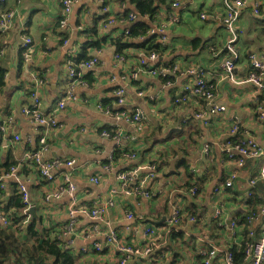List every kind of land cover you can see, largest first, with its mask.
Returning a JSON list of instances; mask_svg holds the SVG:
<instances>
[{
  "label": "crops",
  "instance_id": "0c3cea01",
  "mask_svg": "<svg viewBox=\"0 0 264 264\" xmlns=\"http://www.w3.org/2000/svg\"><path fill=\"white\" fill-rule=\"evenodd\" d=\"M258 2V15L248 5L235 23L239 37L234 82L222 78L221 64L229 37L222 22L225 0H166L154 21L138 16L126 0H78L63 29L58 27L61 0L0 3V17L13 12L10 23L0 32V67L5 70V86L0 93V123L4 127L0 133V164L14 162L16 167L15 173L8 172L2 178L6 194L1 201L7 202L14 185L24 184L28 207H34L36 219L41 218L40 228H50L55 233L68 220L70 198L63 195L51 203H45L43 198L62 183V173L71 172L76 188L74 209L90 207L93 201L103 204L108 198L112 200V206L99 222L82 215L76 217L69 238L74 254L85 253L81 250L99 242L111 252L110 262L116 261L117 253L106 245L109 233L124 242L143 246L147 241L143 231L147 227L153 226L163 237L172 230L181 232L182 242L156 249L157 264H170L173 253L177 254L175 264H202L199 252L206 247L201 242L202 236L210 238L221 251L241 243L245 230L249 237H258L264 220V181L258 175L262 157L246 160L238 167L223 150L228 144L254 140L264 151V115L261 118L257 110L261 106L264 114V99L247 82L250 55L264 61V0ZM124 9L133 12L135 18L120 23L117 16ZM170 15H175L179 22L168 23ZM201 15L205 18L201 19ZM110 18L115 20L112 25L107 24ZM132 23H141L149 31L161 23L167 26L166 41L155 39L161 49L154 62L140 65L144 57L147 59L149 46H129L117 57L114 41H124L125 28ZM24 37L32 41L27 59L20 48ZM81 53L95 59L96 64L76 82L74 94L78 99L65 102L57 116L59 128L47 138L48 150L44 155L46 160L73 159L75 165L63 166L54 182L48 183L26 159L36 148L38 135L22 110L31 106L30 93L37 85H40L37 87L40 110L44 113L53 110L69 82L68 62ZM169 68L174 72L166 79L156 74ZM188 70H200L212 85L214 102L226 107L224 114L210 118L206 125L193 117L205 104L194 98L175 102L186 95L185 88L195 80ZM132 72H137L136 80L121 79ZM118 89L124 91L121 105L114 96ZM135 110L142 115L138 123L106 115ZM232 116L239 120L234 134H231L235 125ZM101 131L113 134V138L102 137ZM116 149L134 152V158L112 162L109 158ZM152 163L158 166L150 175L148 167ZM124 171H131L133 186L150 196L112 194L118 188L117 174ZM231 176H235L232 188H224ZM93 177L98 178L97 184L90 181ZM187 183L195 187L187 189ZM174 206L182 212L178 229L169 227L165 221ZM216 208L222 210V225L211 218ZM187 211L195 214L194 223L186 217ZM251 212L255 214L253 221L247 222V217L241 224ZM127 214L132 216L130 220ZM230 221L237 223L234 233L226 224ZM162 248H165L162 254L156 255ZM212 264L224 263L218 256Z\"/></svg>",
  "mask_w": 264,
  "mask_h": 264
},
{
  "label": "built area",
  "instance_id": "2783aa9c",
  "mask_svg": "<svg viewBox=\"0 0 264 264\" xmlns=\"http://www.w3.org/2000/svg\"><path fill=\"white\" fill-rule=\"evenodd\" d=\"M5 0H0V3H4ZM78 0H61L62 12L60 15V20L58 23L59 29H63L68 21V17L71 13L72 7L76 4ZM225 8L226 14L224 15L222 22L224 27L228 33V39L225 45L226 56L221 64V68L223 70L222 78L225 80H229L234 82V68L235 62L238 58V50L236 48V43L238 41L239 33L235 27V23L239 17L240 12L251 6V12L254 15H258L259 2L258 0H225ZM173 7H177L176 3L172 4ZM105 11V9L103 10ZM13 17V12H7L0 17V32H2L6 26L10 23ZM135 15L129 14V20H133ZM201 19H204L205 16L201 15ZM115 22L114 18H110L107 20L108 25H112ZM178 18L175 15H170L168 17V23L177 24ZM120 23H124L123 20ZM166 25L161 24L160 26L154 28L148 32V35H156L159 42L163 43L166 41V36L164 34L166 30ZM128 30H125L123 35H127ZM139 40H142L140 38ZM31 40L27 37H24L20 48L24 50L23 57L27 59L28 57V47L31 44ZM119 55H117L118 57ZM116 57V58H117ZM157 59L155 53H150L147 55V59H144L140 62V65H146L148 61L154 62ZM250 65L251 71L248 75L247 82L250 83L253 87L259 91L260 94L264 97V61L257 59L255 56L250 55ZM96 64L95 59H89L85 62L73 63L72 61L68 62V85L64 96L62 99L58 101L55 108L47 113H44L40 110V95L36 89L31 91L30 99L31 106L29 108H25L22 110V114L26 117L30 118L33 122L36 132H37V143L36 148L28 153L26 159L32 163L35 171L44 181L48 183H53L55 179L56 173L64 166L67 168H71L75 165V161L73 159H59L55 158L52 160H46L44 155L48 150L47 138L50 134H52L55 130L59 128L58 123V114L61 110H63L66 101H76L78 97L74 94V89L76 86V82L81 81L82 75L85 71L93 70L94 65ZM174 69H163L159 70L157 73L152 71L153 74H158L159 77L166 79V77L173 73ZM190 75H194L195 80L191 86L185 88L186 95L175 100L178 102H187L191 98L200 99L205 103V108L199 109L194 115V119L202 122L206 125L210 118H215L218 115L224 114L226 112V107L223 105L216 104L214 102V91L212 85L207 82L200 70H188ZM138 74L137 72H132L129 76H122L121 79L125 81L126 79L136 80ZM37 84H42V81L35 80ZM82 83V82H80ZM123 89H118L114 92V96L117 98V103L121 105L123 103ZM141 95V93H139ZM260 117H263V111L261 106L257 108ZM106 115L113 116L116 119H124L130 123H138L141 119V112L139 110H135V112L129 111H120L107 113ZM231 121L235 124L233 129H231V134H234L237 131V124L239 120L237 117L232 116ZM4 132V127L2 123H0V133ZM101 136L105 138L111 137L109 133L102 131ZM113 138V136L111 137ZM18 140V137L15 138ZM224 152L226 156L235 161V164L238 167H242L245 164L246 160H253L259 157H262V164L259 169L258 175L261 180L264 181V151H260L258 144L254 140L243 141L240 144H228L224 146ZM204 152H206V148H204ZM126 159L134 158L132 154H126L124 156ZM111 160V157L109 158ZM148 170L150 175H153L155 172L154 163H152ZM16 168L12 169L11 173H15ZM73 174L71 172L62 173V183L57 187L53 188L48 194H46L43 198L45 203H51L52 201L59 200L63 195H68L70 198L69 203V212H68V220L64 226L63 232H61V239H69L72 235L74 228L76 226V217L78 215H82L90 219L94 222H99L102 220L103 215L109 206H112V200L110 198L106 199L103 204H100L99 201H93L91 206H83L79 209H74V204L76 202L75 199V184L73 182ZM235 176H231L229 181L226 182L223 187L224 188H232V181ZM90 181L94 184L99 182L97 177H93ZM117 182L118 188L117 190H113L111 193L116 194L121 192L124 195H142L144 197L150 196V194L146 191H143L139 187L133 186V173L131 171H124L117 174ZM18 189L23 194V200L28 201V195L24 184L18 183ZM220 190L215 189V192L218 193ZM191 193H195V188H192ZM28 209V207H27ZM26 209V210H27ZM127 219H131L132 216L130 214L126 215ZM255 214L248 216L247 222L253 221ZM182 218L181 210L174 206L170 212V214L165 218L166 224L169 227L177 228L179 226L180 220ZM212 220H214L217 224L222 225V210L220 208H216L214 213L211 216ZM189 221L194 223V218L190 217ZM236 222L229 223V229H231L232 233H234V228ZM11 222L3 216V213L0 212V226L1 227H9L11 226ZM18 227L17 225H15ZM170 232V231H169ZM178 232V231H177ZM144 237L147 239L146 243L143 246H136L124 242L120 237L116 234L109 233L108 238L106 240V245L112 247L116 253L121 255L120 264H128L129 261H132V258L143 259L150 257L156 249L159 248L158 243L154 241L158 239L155 235L156 231L153 227H147L143 231ZM250 236L253 233L249 234ZM201 242L206 245L201 252H199V257L202 258V264H212L214 260L219 256L224 264H234L232 261V253L229 250H219L215 243L210 240V238L206 236L201 237ZM72 246V242L69 241ZM95 249H101L103 247L101 244H95ZM85 252V250H82ZM245 264H264V220L261 224V229L257 240L251 244L246 246L245 253Z\"/></svg>",
  "mask_w": 264,
  "mask_h": 264
},
{
  "label": "trees",
  "instance_id": "16d2710c",
  "mask_svg": "<svg viewBox=\"0 0 264 264\" xmlns=\"http://www.w3.org/2000/svg\"><path fill=\"white\" fill-rule=\"evenodd\" d=\"M126 1L129 5L134 6L138 16L147 17L150 19V21H154L156 15L159 12L160 5H164L166 2V0ZM170 1L172 2V0ZM129 12L130 10L124 9L122 11V14L117 16V20L128 22L129 14H133V12ZM139 28L141 30H139ZM125 30H128V34L124 36V41H122V39H117L116 41H114L116 52L118 53V55H121L120 53L124 49L132 45H138L144 48L149 46L146 49L147 55H149L150 53L156 54L159 49H161V46L156 43L155 40L157 39V36L148 35V31L150 29L148 30L146 27L142 26L141 23H132V25H130V27L128 28H125ZM140 38H142V41H138ZM94 44H96V42H93V45ZM83 54L84 53H81V55H79L75 59H72L71 61L73 63H80L90 59V57H87L85 54ZM4 75L5 70L0 67V93L5 86ZM260 98L264 99L262 94H260ZM197 101L199 103L205 104L200 99H197ZM109 135L111 137L113 136V134L110 133ZM36 143L37 140L35 141V144ZM236 143L240 144L241 142H235L234 144ZM126 154L135 155L134 152H130L126 149H116L112 153L111 160H109L112 162L118 161L122 158H125L124 156ZM180 164L182 165V163ZM14 165V162L0 164V212L3 213V216L6 217L12 224L9 227L0 226V264H120V254L117 253V255L115 256L116 261L110 262V256H112L111 252H107L108 250H105L104 247H101V249H95V244H101L99 242H94L89 249L85 250V253L81 254L79 252L78 254H74L73 247L69 243V241L71 240L61 239L60 237V234L61 232H63V228L65 225L59 229H54L56 231V234L53 232V229L40 228V224L42 223L41 218L32 219L28 215H26L28 201L26 202L23 200V194L18 189V185H14L13 194L9 198H7V202H2L1 199L6 194V192L3 190L5 185L1 180L3 176L8 174V172H11L12 169L16 168ZM154 166L156 171L158 165L154 164ZM185 186L187 189L195 187L191 183H187ZM251 210L253 211V209ZM184 213H186V217L188 218L192 216L195 217V214L192 211H187ZM252 214L254 213L251 212L246 214L242 219L241 224L245 223V219ZM15 225H17L18 227H16ZM53 233L55 235H52ZM155 235L158 237V239L154 242L158 243L159 247L163 246L164 244H168V248L172 247V245L178 242H182L184 238L181 232H176L173 230L170 231L169 234H167L165 237L161 236L158 231H156ZM257 238L258 237H249L248 231L245 230L243 234V241L238 245L232 246L230 249H228L232 253V261L234 264H245L246 246L253 244L257 240ZM164 249L165 248H162L155 254L161 255ZM156 257L158 258V256H155L153 253L148 258L139 260H135L136 258H132L131 260L135 261L133 264H157ZM172 257L174 260L177 257V254L173 253ZM173 260L170 264L176 263ZM130 262L131 261H129L128 264H130Z\"/></svg>",
  "mask_w": 264,
  "mask_h": 264
},
{
  "label": "water",
  "instance_id": "95a60500",
  "mask_svg": "<svg viewBox=\"0 0 264 264\" xmlns=\"http://www.w3.org/2000/svg\"><path fill=\"white\" fill-rule=\"evenodd\" d=\"M3 181V180H1ZM26 215H28L30 218L35 219L36 215H35V211H34V207H29L26 211ZM226 224H229L228 222Z\"/></svg>",
  "mask_w": 264,
  "mask_h": 264
},
{
  "label": "rangeland",
  "instance_id": "374dc122",
  "mask_svg": "<svg viewBox=\"0 0 264 264\" xmlns=\"http://www.w3.org/2000/svg\"><path fill=\"white\" fill-rule=\"evenodd\" d=\"M101 263V262H100Z\"/></svg>",
  "mask_w": 264,
  "mask_h": 264
}]
</instances>
